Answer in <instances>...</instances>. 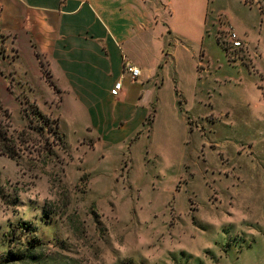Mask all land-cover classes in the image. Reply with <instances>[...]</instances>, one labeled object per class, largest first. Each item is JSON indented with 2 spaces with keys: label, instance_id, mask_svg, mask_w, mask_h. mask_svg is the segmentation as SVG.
<instances>
[{
  "label": "rangeland",
  "instance_id": "1",
  "mask_svg": "<svg viewBox=\"0 0 264 264\" xmlns=\"http://www.w3.org/2000/svg\"><path fill=\"white\" fill-rule=\"evenodd\" d=\"M211 1L132 157L85 162L34 114L24 77H0V127L17 141L0 152V257L39 241L50 264H264V3Z\"/></svg>",
  "mask_w": 264,
  "mask_h": 264
},
{
  "label": "crops",
  "instance_id": "2",
  "mask_svg": "<svg viewBox=\"0 0 264 264\" xmlns=\"http://www.w3.org/2000/svg\"><path fill=\"white\" fill-rule=\"evenodd\" d=\"M211 2L0 0V77H24L25 99L57 121L68 145L79 142L85 162L110 163L122 146L132 157L164 86L177 88L178 48L191 57L189 45L208 33ZM126 60L140 70L137 79L123 71ZM88 142L96 147L89 151Z\"/></svg>",
  "mask_w": 264,
  "mask_h": 264
},
{
  "label": "trees",
  "instance_id": "3",
  "mask_svg": "<svg viewBox=\"0 0 264 264\" xmlns=\"http://www.w3.org/2000/svg\"><path fill=\"white\" fill-rule=\"evenodd\" d=\"M264 3V0H261ZM247 2V0H245ZM262 11V8H261ZM34 114L40 119L43 125L51 131L54 140L61 142V135L57 129V121L44 115L37 107L33 110ZM1 123V122H0ZM7 126V125H6ZM16 142L7 136V129L0 127V152L14 158L16 156ZM17 243V242H14ZM43 243L32 241L20 244V247L13 251L8 250L6 254L0 257V264H8L11 262H20L21 264H50L45 255L42 253Z\"/></svg>",
  "mask_w": 264,
  "mask_h": 264
},
{
  "label": "built area",
  "instance_id": "4",
  "mask_svg": "<svg viewBox=\"0 0 264 264\" xmlns=\"http://www.w3.org/2000/svg\"><path fill=\"white\" fill-rule=\"evenodd\" d=\"M230 38L233 41L234 46L240 45V42L237 39V36L235 35V33H231ZM123 71L125 73L129 74L130 78L132 80L137 79L138 76L140 75V70L137 67H135L133 63H131L130 61H127V60L124 61ZM121 89H122V83L117 81L114 83L113 87L111 88L110 94L113 96H117L120 93Z\"/></svg>",
  "mask_w": 264,
  "mask_h": 264
}]
</instances>
